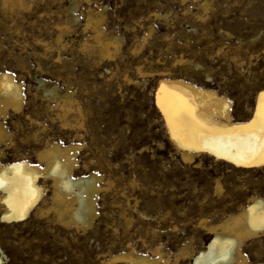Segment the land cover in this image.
<instances>
[{
	"label": "rangeland",
	"instance_id": "1",
	"mask_svg": "<svg viewBox=\"0 0 264 264\" xmlns=\"http://www.w3.org/2000/svg\"><path fill=\"white\" fill-rule=\"evenodd\" d=\"M23 1L20 10L0 1V73L24 93L21 111L0 117L11 134L0 163L35 164L48 143L80 145L74 175L96 174L101 192L85 229L51 208L48 180L39 179L48 192L23 220L6 221L0 203L2 264H102L131 249L173 255L188 242L197 252L214 238L201 220L215 224L264 198V167L209 153L183 161L156 101L165 71L216 90L235 121L248 120L264 89V0ZM89 10L106 11L104 32L122 42L109 59L85 26ZM242 251L246 264H264V236Z\"/></svg>",
	"mask_w": 264,
	"mask_h": 264
},
{
	"label": "bare ground",
	"instance_id": "2",
	"mask_svg": "<svg viewBox=\"0 0 264 264\" xmlns=\"http://www.w3.org/2000/svg\"><path fill=\"white\" fill-rule=\"evenodd\" d=\"M0 1L2 6L19 10L27 6L23 0ZM105 12L89 10L85 26L94 30V39L99 44L102 58L109 59L112 57V49L118 50L122 42L119 35L109 36L104 32ZM75 18L77 20L79 17ZM69 29V25H65L62 31ZM138 72L141 75L147 74L141 68ZM169 74L160 72L156 101L170 138L181 151L183 161L195 164L197 155L209 153L237 167H264V157L260 154L261 144L264 143V123L257 117L264 89L256 96V108L252 116L239 122L233 119L232 104L225 96L212 88L197 86ZM54 91L51 89L49 92ZM23 94L21 85L14 81L11 74L0 73V117L5 116L9 110L21 111ZM63 98L66 102L71 101L68 95ZM9 136L11 134L0 122V144ZM80 148V145L63 146L53 142L40 148L35 156V164L26 160L0 163L3 218L6 221H20L33 213L42 201L43 192H48L47 187L38 182L43 179L51 183V208L58 212L63 223L66 221L69 226L74 224L84 229L91 226L97 219V195L101 192L98 184L101 180L96 174L80 177L74 175L77 168L75 155ZM199 224L207 234L214 236L204 250L195 252L192 242L181 246L173 255H164L160 248L155 252L156 255L136 253L131 249L110 256L102 264H180L182 260H194V264H246L242 251L244 242L264 236V198L251 197L245 206L215 224L206 220H201Z\"/></svg>",
	"mask_w": 264,
	"mask_h": 264
},
{
	"label": "snow or ice",
	"instance_id": "3",
	"mask_svg": "<svg viewBox=\"0 0 264 264\" xmlns=\"http://www.w3.org/2000/svg\"><path fill=\"white\" fill-rule=\"evenodd\" d=\"M257 117L261 120L262 123H264V93H261L260 96V103L257 109ZM260 154L262 157H264V143L261 144Z\"/></svg>",
	"mask_w": 264,
	"mask_h": 264
}]
</instances>
